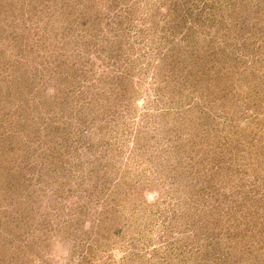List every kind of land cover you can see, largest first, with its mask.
<instances>
[{
	"label": "rangeland",
	"instance_id": "374dc122",
	"mask_svg": "<svg viewBox=\"0 0 264 264\" xmlns=\"http://www.w3.org/2000/svg\"><path fill=\"white\" fill-rule=\"evenodd\" d=\"M0 264H264V0H0Z\"/></svg>",
	"mask_w": 264,
	"mask_h": 264
}]
</instances>
